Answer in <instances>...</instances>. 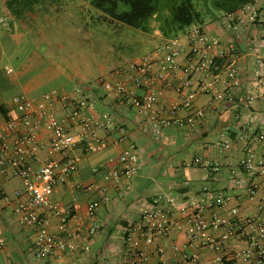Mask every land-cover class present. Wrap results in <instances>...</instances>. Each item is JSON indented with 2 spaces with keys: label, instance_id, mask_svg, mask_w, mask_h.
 I'll use <instances>...</instances> for the list:
<instances>
[{
  "label": "crops",
  "instance_id": "0c3cea01",
  "mask_svg": "<svg viewBox=\"0 0 264 264\" xmlns=\"http://www.w3.org/2000/svg\"><path fill=\"white\" fill-rule=\"evenodd\" d=\"M11 1L0 0V16L4 19L0 23V128L15 116L13 99L17 95L38 103L46 94L73 93L79 89L83 98L95 104V110L86 109L88 114H96L100 123H104L107 115L113 119L112 124L98 128V135L119 138L125 134L127 142L91 152H86L83 145L78 147L76 154L81 160L77 171L68 182L56 186L53 196L55 203L71 213L66 221L47 213L42 215L51 232L68 238L76 248L58 250L47 257L38 255L37 231L22 223L17 212L20 201L16 192L24 191L22 179L0 173V264H124L125 229L145 210L152 209L156 198L169 193L170 187L182 206L196 203L208 191L231 197L224 208L204 212L208 219L222 222L209 231L212 237H220L230 225L242 228L221 251H216L202 243L191 244L189 235L193 227L186 224L147 246L149 264H221L219 257H224V264H256L255 260L244 263L236 255L251 247L253 234L247 220L264 216V178L256 180L260 188L251 197L249 187L254 179L241 164L248 142L239 137L250 127L257 130L264 127V0H256L249 4L250 8L234 12L236 19L247 20L239 35L231 27L230 14L209 10L202 28L211 39L237 47L239 85L221 100L207 94L198 96L181 116L202 108L206 109V116L193 127L166 128L160 141L142 129L138 110L130 104L120 105L112 93L98 85V79L111 77L115 70L151 53L167 39L162 37L150 52L127 61L117 55L109 59L107 54L89 60L83 56L77 58L76 52L61 41L60 33L70 32L73 40L74 32H82L83 25L77 21L74 28H67L72 16L64 5L55 0H41L17 14L11 8ZM252 10L260 13L257 22L249 21ZM186 32L181 34L185 39ZM129 86L134 88L131 82ZM225 86L223 77L219 88ZM138 93L142 94L143 90ZM180 100L175 91L160 89L162 104ZM64 114L59 104V115ZM128 142L137 146L138 172L132 179L108 183L109 161ZM255 148L260 157L264 156L259 144ZM47 156L40 152L39 161H34L33 166H39ZM197 158L210 166L196 164ZM108 184L111 199L103 202L100 191ZM26 199L22 193L20 200ZM94 201L99 202L95 215L98 228L88 236L93 223L89 205ZM194 255L198 256L197 262L192 260Z\"/></svg>",
  "mask_w": 264,
  "mask_h": 264
},
{
  "label": "built area",
  "instance_id": "2783aa9c",
  "mask_svg": "<svg viewBox=\"0 0 264 264\" xmlns=\"http://www.w3.org/2000/svg\"><path fill=\"white\" fill-rule=\"evenodd\" d=\"M250 8V5L246 6ZM244 9V8H243ZM231 15V27L239 35L246 19H236ZM260 13L252 10L249 21L257 22ZM4 19L0 16V23ZM185 38L179 35L167 39L151 53L132 61L128 66L115 70L111 77H100L98 85L107 93H112L120 105L130 104L141 116L142 129L160 141L164 130L171 126L193 127L206 116V109L182 117L181 112L191 108L198 96L207 94L215 100L224 99L227 93L239 85V68L236 60L237 47L224 45L218 39H211L202 26L188 30ZM183 59V61H182ZM225 77L226 86L219 88ZM134 84V88L129 83ZM175 91L180 102L162 104L160 89ZM143 90L142 94L138 90ZM15 116L0 128V173H11L22 179L24 191H17L19 199L17 212L22 223L36 229L37 253L47 257L58 250H74L76 245L68 238L54 234L48 229L47 219L42 215L58 217L66 221L70 209L54 202L53 196L59 183L69 181L78 169L81 158L76 154L83 145L86 152L100 151L110 146H120L126 141L124 134L119 138L101 137L97 131L100 126L112 124L113 119L105 116L100 123L96 114H88L86 109L95 110L94 102L83 98L81 90L73 93L53 92L46 94L38 103H32L23 95L14 97ZM59 104L65 111L59 115ZM96 113V111L94 112ZM45 138V139H44ZM248 142L245 157L241 164L254 179L249 192L255 197L259 191V178H264V156L260 157L255 148L259 144L264 149V127H250L239 137ZM40 152L47 157L38 162ZM137 146L128 142V146L109 161L110 167L106 180L119 182L132 179L138 172ZM196 164L209 167L208 162L200 158ZM170 187V192L159 195L152 209L145 210L140 218L127 227L124 232L126 258L124 264H149L147 246L156 244L161 238L171 235L174 229L191 224L190 243H202L216 251L228 244V241L241 229V225H230L218 238L209 235V231L218 228L222 222L215 218L208 219L204 212L224 208L230 202V196L224 193L207 192L194 204L182 206ZM109 184L101 189L103 202H109ZM22 193L27 199L21 201ZM99 202L89 205V217L93 223L88 236L98 228L95 220ZM246 225L252 230L249 249L237 253L244 263L252 260L264 264V216L248 219ZM85 236L86 238L88 236ZM163 251L159 250V253ZM194 262L198 256L194 255ZM224 264V257L218 258Z\"/></svg>",
  "mask_w": 264,
  "mask_h": 264
},
{
  "label": "rangeland",
  "instance_id": "374dc122",
  "mask_svg": "<svg viewBox=\"0 0 264 264\" xmlns=\"http://www.w3.org/2000/svg\"><path fill=\"white\" fill-rule=\"evenodd\" d=\"M55 1L70 11L72 18L68 19L67 28H74L77 21H81L83 25L82 32H74L73 40L70 39V32L60 33L61 41L66 43L69 50L76 52L77 58L83 56L89 60V57L100 58L101 55L107 54L109 59L117 55L119 59L127 61L150 52L164 37L160 31L162 23L158 19H152L150 31L145 32L117 22L106 12L93 7L89 1ZM193 2L207 20L208 12L212 9L210 0H193ZM11 8L19 14L27 9V0H13ZM164 12L169 13L163 7L162 13Z\"/></svg>",
  "mask_w": 264,
  "mask_h": 264
},
{
  "label": "trees",
  "instance_id": "16d2710c",
  "mask_svg": "<svg viewBox=\"0 0 264 264\" xmlns=\"http://www.w3.org/2000/svg\"><path fill=\"white\" fill-rule=\"evenodd\" d=\"M41 0H27V7ZM122 24L148 32L151 20L158 19L165 39L185 33L193 25L202 26L205 18L193 0H85ZM256 0H210L211 12L230 14ZM13 1H11L12 4ZM169 13H162V8Z\"/></svg>",
  "mask_w": 264,
  "mask_h": 264
}]
</instances>
